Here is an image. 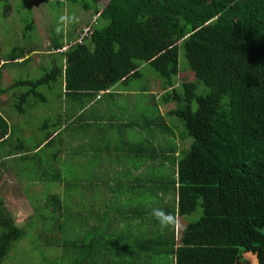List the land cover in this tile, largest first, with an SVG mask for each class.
<instances>
[{
  "label": "trees",
  "instance_id": "trees-1",
  "mask_svg": "<svg viewBox=\"0 0 264 264\" xmlns=\"http://www.w3.org/2000/svg\"><path fill=\"white\" fill-rule=\"evenodd\" d=\"M52 1L91 11L103 24L89 28L82 42L70 43V37L67 45L64 34L54 33L51 46L56 51L67 49L54 55L51 67L43 68L37 78L18 79L4 88L0 72V94L25 88L15 97L13 110L23 115L46 102L39 89L53 88L58 81L64 89L58 97L63 102V97L68 98L70 108L82 106L116 84L128 86L131 79L142 76L141 63H148L159 78L160 100L176 105L167 116L182 122V139L191 142L183 149L174 142L156 145L147 138L131 143L129 151L136 152L137 163L152 161L157 167L143 177L124 175V180L131 181L128 190L116 184L121 178L111 177L115 181L114 189L109 183L111 205L101 208L96 202L101 211L95 219L104 229L94 227L84 236L79 231V238L69 234L73 229L67 230L66 238L57 235L74 219L88 222L92 217L91 209L84 217L83 208L75 214L71 211L78 206L63 200L61 194L64 199L73 197L74 187L58 168L52 169L54 163L58 165L61 148L52 157L37 160L39 181L58 183V191L65 185L60 193L52 189L35 208L39 218L50 224L49 232L39 233L40 239L54 248L61 245L71 250L70 264H251L249 256L253 264H264V0H107L104 7L99 5L102 0ZM20 21L27 40V32L37 27L35 17L30 11ZM180 44L196 81H184L178 88ZM16 56L25 54L21 49L12 59ZM200 83L208 88L204 94H198ZM150 88L140 87L143 92ZM155 109L151 118L155 128L172 132L165 114ZM8 118L0 113V161L19 159L25 164L32 151L40 157L43 147L56 141L62 146V134L54 135L63 125L61 119L33 149L23 140H13L17 128ZM48 126L46 120L43 129ZM5 146L8 152L3 153ZM20 178L32 180L31 176ZM79 191L78 186L73 190ZM120 195L126 197L118 203ZM199 206L201 215L187 223L177 239V216L191 215ZM64 207L63 225L58 217ZM139 219L143 227H149L147 232L133 233L129 224ZM114 221L123 225L118 234L113 231ZM26 235L27 229L16 222L0 193V264ZM44 264L61 263L44 258Z\"/></svg>",
  "mask_w": 264,
  "mask_h": 264
},
{
  "label": "rangeland",
  "instance_id": "rangeland-1",
  "mask_svg": "<svg viewBox=\"0 0 264 264\" xmlns=\"http://www.w3.org/2000/svg\"><path fill=\"white\" fill-rule=\"evenodd\" d=\"M107 3V0H102L100 2V6L104 7ZM70 4V3H69ZM70 7L76 8L83 16V21H87L86 28H91L96 26H100L103 22L96 20L93 17V12L85 11L81 9L79 6L70 4ZM78 7V8H77ZM32 12L37 27L33 31H28L27 34L29 39L24 40L22 37L24 24L21 23L20 17H27L29 12ZM72 16L73 21H77L76 12H71L69 9H62L57 6L52 0H0V56L3 58L11 59L13 55L23 50V53L28 57L30 54V50L37 49L36 54H32L29 57L28 61L24 63H9L5 65L2 70V79L1 86L4 88L10 87L15 80L24 79V78H37L44 73L43 68H50L52 65V58L49 50L51 49V39L56 33L58 36L63 33H68L70 31V26L72 25ZM85 30V29H84ZM83 32L85 33V31ZM66 31V32H63ZM76 32H74L75 34ZM67 37V36H66ZM76 38V36L73 35ZM63 41V39H62ZM68 42V39L64 38V43ZM60 56V55H59ZM11 57V58H10ZM63 59V56H60V60ZM179 75L176 78V83L178 88H180L181 84L184 81H196L194 79V74L189 68L187 58L185 56V51L180 44L179 48ZM140 71L142 73L141 77L133 78L130 80V84L128 86H123L122 84H116L114 86L115 90H123L124 87H128V90H136L135 99H139V103L151 112V116L153 113H156L157 108L162 114H165V123L170 126L172 129L173 135L170 136L167 130L164 129L162 132L156 130L154 132V138H147L150 143L158 144V142H162L166 144L168 142H174L180 149L188 147L191 139H182L183 137V124L182 122L176 118L175 116H167L166 112L175 108L176 105L174 102H170L168 104H164L160 100V96L162 95V90L160 88V82L157 73L153 70V68L148 63H141ZM62 83L58 81L57 85L53 88H49L47 86L41 87L39 89L47 97L46 102H39L34 108L27 109L25 114L20 115L13 110L12 104L15 97L22 93L25 88H14L10 89L9 92L5 94H0V113L2 112L5 116L9 117L10 125H14L17 130L13 135V140H23L28 148H33L38 141H41L46 133L50 132L52 128V124L56 122V120H62L63 123H67L70 119L72 113L69 111L66 114V109H70V103L68 102V98L63 97L64 102L61 98L58 97V94L63 92ZM154 93L153 106L149 102L152 95L151 92L147 93V97H144V92L140 89V87H151ZM208 88L205 84L200 83L198 87V94H204ZM112 97H116L117 102L120 101V97L118 95L114 96H104V100L108 101L113 105L115 100ZM146 98L148 102H146ZM66 101V102H65ZM86 103H84L85 105ZM79 109V106H76ZM155 109V110H154ZM123 112L130 113L131 109L129 107L128 102H124L122 105ZM67 115V117H66ZM49 121V126L47 129H43V125L45 121ZM42 128V129H41ZM66 139V138H65ZM35 149V147L33 148ZM58 141L55 144L50 146H46L42 148L41 156L36 157L35 151L29 153L30 158L24 163H20V160L17 159H6L0 161V193L4 198L5 203L9 211L13 214L16 219V222L27 229V235L20 242L14 245L9 257L6 259L4 264H44V258L48 260L59 261L61 264H70L73 261V252L71 250L66 249L64 246L59 245V247L54 248L52 245H48L44 238L40 239L39 233L41 231L49 232L50 228L49 222H46L39 218L38 211H35V208L38 205L43 203L42 199L44 196L49 193L52 189L55 193H60V191L65 189V185L61 184L59 186V190H56L55 187H58V183L54 182H41L37 178H39V174L41 171H38L37 160H43L44 156L52 157L53 153L59 150ZM3 153L8 152L7 146L1 148ZM71 148L69 146H63L61 148V156L58 160V165L54 163L52 169L57 170V168L61 171L63 178L67 180L68 183L71 181L73 189L70 192L71 198L64 199V194H61L64 202L68 204H73L78 207L72 209L71 212L75 214H81V208H83L84 217L88 216V210L91 209L92 217L88 222H80L78 219L73 220L72 225H68L67 229H63V231L57 233L58 237L66 238L67 230L71 231L73 229V234L69 232L70 235L79 238L78 232L81 231L83 236L87 230H91L94 227L101 226L100 229H104V224L96 221L95 216L101 211L98 207H96V202L101 204V208H106V205H111V201L109 199L108 190L110 189L109 183L113 184L111 189H114L115 181L110 178H121L119 182L116 184H121L126 190L129 189V185H131L130 180H124V173L120 172L119 175H115V168L112 173H105L100 176L102 179L99 182L98 176L93 177L92 181L85 180V174L78 172L75 170L76 166L73 163H66L61 166L62 161L66 162L71 154ZM45 161V160H44ZM44 165V166H43ZM42 166L46 169L49 175H52L51 169L48 170L49 166L47 163H44ZM158 163L152 162L151 166L156 168ZM169 163H166L168 166ZM147 167V166H146ZM142 167L139 170H134L132 173L126 174L129 175L131 179H134L135 176L143 177L149 171L151 173V167L148 170ZM106 168L103 170L105 172ZM122 170V169H121ZM124 171V170H122ZM144 172V173H141ZM51 173V174H50ZM20 175L28 178L32 177V180H23L20 178ZM83 177V181H78ZM87 178V176H86ZM64 179V181H65ZM72 182H78V184H72ZM80 188L78 194L73 192L76 187ZM97 188V189H96ZM69 191V190H68ZM99 191V192H98ZM101 194V196L99 195ZM103 194V195H102ZM134 197L133 193H127L126 195ZM125 195L118 197V203L121 202V198L126 197ZM94 198L90 200V198ZM144 198V196H143ZM96 200V201H95ZM93 202V204H91ZM162 202H157L156 204H161ZM164 205V202H163ZM201 206L198 207L196 212L186 217L177 216L176 218V236L177 239L180 238L183 227L194 220H197L201 215ZM103 212V211H102ZM61 217L59 216V223L64 225L66 222L67 211L65 207L61 210ZM82 215V216H83ZM75 215L72 214V217ZM33 220L35 223L30 222L29 220ZM40 219V220H39ZM142 220H132L129 224L133 228V233L140 234L142 232H147L149 229L143 227L141 224ZM113 231L118 234V232L123 230V225L119 223V221H114L113 223ZM146 226V225H145ZM33 227V228H31ZM76 230V231H75ZM126 230V229H124ZM55 232V231H54ZM124 232V231H123ZM52 234V233H51ZM75 234V235H74ZM79 233L80 236H82ZM84 238V237H83ZM250 263L253 264L252 257H248ZM255 263V262H254ZM256 264V263H255Z\"/></svg>",
  "mask_w": 264,
  "mask_h": 264
},
{
  "label": "crops",
  "instance_id": "crops-1",
  "mask_svg": "<svg viewBox=\"0 0 264 264\" xmlns=\"http://www.w3.org/2000/svg\"><path fill=\"white\" fill-rule=\"evenodd\" d=\"M58 6L63 10L67 8L71 12H76L77 15V21H73L72 16H70L73 22L68 33L63 31L66 32L63 33L64 38L69 39L71 37L70 43L75 41L82 42L86 36L83 30L87 26V21H83L84 16L76 8L70 7V4L67 2ZM93 17L96 19L97 15L94 13ZM74 32L76 33L74 34ZM68 43L69 41L65 45ZM66 49L67 47H64L56 51L54 47H51L49 50L50 53H48L51 54V62H54V55ZM36 53H39L37 49L31 52L28 57L26 55L23 57L16 56L17 59H12L11 57V59L3 58L0 56L1 74L5 65L12 64V62L24 63L25 61L23 62V60ZM127 88L124 87L123 90H115L112 87L84 102L86 103L85 105L84 103L82 106L78 105L79 109L76 106L71 107L69 110L66 109V114L71 111L72 115L67 123H63L54 134L61 133L62 138H64L62 146L59 148L63 146H69L71 148V152L69 153L71 154L70 157L66 162L62 161L61 166L66 163H73L76 166V171L87 176L85 180L92 181L93 177L98 176L99 182L102 180L100 178L101 175L112 173L114 168L116 169L115 175H119L120 172L125 175H130L134 170H139L143 166H147L145 170H148L149 167L153 168L151 166L152 161H146L143 164L137 163L136 152L132 153L129 151L130 144L140 142L142 138H154L153 136L156 130L162 132L165 128H155L151 119V112L147 107L144 108L139 103V99H135L136 90H128ZM149 92H151V95L153 94V90L149 89L141 95L147 97V93ZM107 95H118L120 101L117 102L116 97H112L115 103L111 105L110 102L104 100V96ZM124 102H128L131 109L130 113L123 112L122 105ZM146 102H148L147 98ZM149 102L153 105L152 97ZM166 132L170 136L173 135V132H169L168 130ZM105 168L106 170L103 173ZM90 200H94V198L92 197Z\"/></svg>",
  "mask_w": 264,
  "mask_h": 264
},
{
  "label": "built area",
  "instance_id": "built-area-1",
  "mask_svg": "<svg viewBox=\"0 0 264 264\" xmlns=\"http://www.w3.org/2000/svg\"><path fill=\"white\" fill-rule=\"evenodd\" d=\"M89 31H90L89 28H86L85 29V35H87Z\"/></svg>",
  "mask_w": 264,
  "mask_h": 264
}]
</instances>
